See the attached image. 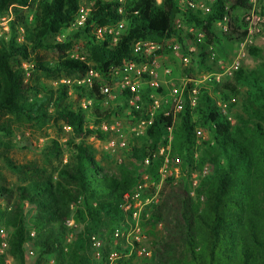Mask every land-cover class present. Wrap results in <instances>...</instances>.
Instances as JSON below:
<instances>
[{"label": "trees", "instance_id": "16d2710c", "mask_svg": "<svg viewBox=\"0 0 264 264\" xmlns=\"http://www.w3.org/2000/svg\"><path fill=\"white\" fill-rule=\"evenodd\" d=\"M188 1L89 0L84 5L82 0H0V14L9 17L8 31L0 36V225L7 230L12 264H108L113 232L126 225L119 206L140 174L131 162L112 172L86 142L94 135L103 139L91 124L99 126L116 114L101 109L108 98L102 89L111 90L116 70L146 61L134 52V43L175 38L189 57L186 76L193 79L196 71H213L209 47L244 40L245 12L254 8L264 17V0H208L205 10L189 5L196 0ZM81 8L87 15L78 25ZM224 16L227 29L216 31ZM176 19L211 33L197 44L200 51H187L193 37L176 28ZM97 28L106 30L97 34ZM71 39L84 44L82 60L67 55ZM247 48L257 67H239L223 81L187 83L179 112L173 105L150 115L149 95L162 88L145 89L140 97L145 104L129 109L132 125L151 124L143 136H130L123 154L135 163L147 159L153 180H159L157 168L163 162L158 150L167 146L171 157L180 160L186 180L204 165L211 169L198 182L195 197L183 181L163 179L157 193L162 200L147 205L139 219L144 228L161 223L166 237L151 260L135 264H264V50ZM89 70L100 78L78 82ZM131 96L128 88L120 92L123 101ZM82 98L93 105L82 107ZM233 110L234 124L229 119ZM63 125L72 134L65 148L55 139L34 146L14 137L27 129L42 132L45 126L62 133ZM197 130L206 137L198 139ZM18 147L36 151L40 162H16L11 153ZM149 191L155 192L153 187ZM70 218L74 224L68 227ZM93 236L103 242L99 259L91 247Z\"/></svg>", "mask_w": 264, "mask_h": 264}, {"label": "rangeland", "instance_id": "374dc122", "mask_svg": "<svg viewBox=\"0 0 264 264\" xmlns=\"http://www.w3.org/2000/svg\"><path fill=\"white\" fill-rule=\"evenodd\" d=\"M207 1L208 0H196L195 5L197 7H204ZM178 2L180 5L189 3L188 0H178ZM81 3L87 5L90 2L89 0H82ZM8 21L9 17L0 14V36L3 32L8 31ZM175 26L176 28H182L184 32L192 35L193 38L191 40H187L186 42L188 52L200 51V47H198L197 44L201 43L203 45L206 39L211 38V33L209 31L205 29H189L186 26H183L179 19L175 20ZM215 28L216 31H219L220 27L216 25ZM94 32H96V29H94ZM65 34L67 33L65 32ZM61 38L62 37L60 36L57 37V39ZM71 42L72 47H70V49L66 51L67 55L82 60L84 44L77 39H71ZM241 43L242 41L233 44L224 42L220 47H209L208 50L210 54V61L216 62L213 71H196L193 79L186 76L185 69H187L190 64L189 57H187V55L182 51V47L175 38L166 40L161 44L153 43L156 47L154 58L156 59L157 63V75L153 80L149 78V75L148 78L138 77L134 71L125 70V67L122 70H116L112 74V88L107 100L100 103V106L101 109H111L112 111H115L116 114L112 115L108 120L101 122L99 126H94L93 124H91L89 126L90 128L95 127L96 129L101 131L103 139H100L99 137H96V135H94L88 137L86 139V142L92 145L97 150L96 158L98 160H103L104 164L107 165L112 172L117 173L119 164L122 165L125 163L128 167H130V162L135 164V166L138 168L137 171L140 174V179L132 190H134L138 185H142L143 190L140 192V198L142 200L145 198H149L151 199L149 204L160 203L159 201L160 199L162 200V197H158V195H156L155 199L152 200V197L154 195L150 193L149 187L158 185L160 188V185L165 177H172L177 182L183 181V186H185L189 190V193L192 197H195L194 190L197 186L192 185L193 176H195L199 182L210 173L211 169L208 165H204L199 171L191 174L190 181L186 180L184 173L182 172L180 167V160L178 163L175 162L176 157H171V149L169 146H167L166 148H160L158 150V155L163 157V162L160 163L159 167L157 168L159 180H153L148 172L147 165L135 163L132 160H128L123 154L124 147L128 143L131 135L143 136L145 133L144 131L141 135L135 134L134 129L138 126L139 122L133 125L130 123L129 109L134 107V102L135 104L140 103V105L145 104L141 101L140 97L147 88H153L157 91L160 88L163 89L162 93H156L155 91L151 93V95H149V98L153 101V103L148 104V108L151 113L150 115H154L164 108H173V99L180 95L182 97V92L185 89L187 83H193L195 86H197L202 82L209 81V79L211 78H215L217 81H223L230 76L232 71L238 69L239 67H243L247 70L254 69L255 67H257L259 62L257 60H254L248 54L247 47L253 45L264 50V22L260 27L259 33L252 38V44L244 45ZM141 64L142 63H138L137 67H139ZM236 65L237 68H235ZM165 71H168V73L166 74ZM97 78H100L99 74H97L96 79ZM43 81L48 84H56L55 81H52L50 79H43ZM126 81H128L130 84H134L137 90L136 94L138 100L134 101L133 104L130 103L129 100L123 101L120 98L121 90L126 88ZM59 82H66L69 85L71 84V82L63 79ZM174 89L176 90V93H173ZM154 101H156L157 103H154ZM93 103V100H86L83 98L80 99V104L82 105V107L83 105H85L86 107H91ZM117 107H121L120 110H118ZM223 109L225 110V108ZM224 112H226V110ZM234 113L235 110L231 111V114H229V119L233 124L235 122V116L233 115ZM60 127L62 129V133H58V130L53 129L52 126H45L42 129V132H32L27 129L23 132L24 134L17 133L14 137L16 140L28 139L29 143H32L34 146H39L48 139H55L62 147L65 148L66 144L69 142L72 136L71 129L68 126L64 125ZM197 131L200 132L199 135L196 134L198 139L206 137L204 131ZM170 140L171 138H169V141ZM198 142L200 141L198 140ZM11 157L18 163H31L33 161L40 162V158L36 151H26L21 149L20 147L12 151ZM165 157H168V162L164 161ZM206 166L209 167V171L205 176L202 177L201 170ZM203 201L204 198L201 197L199 199V202L202 203ZM146 206L142 208V211H144ZM168 217L171 220L172 214H168ZM138 235L141 241L138 244H134V246L135 248L137 247L136 245L144 247L146 249L145 253L142 256L137 255L134 251L130 253V247L132 245L134 234H130L128 238L129 242L126 241L125 236L117 240L113 239L111 252H115L117 254V258L114 262H112V264H126V262L135 264L141 260L149 261L152 259L154 248L156 247V245L160 241H163L166 237L165 230L161 223L158 224L154 229L144 228L140 223ZM115 247H120L122 251H117ZM123 250H128V252L126 253Z\"/></svg>", "mask_w": 264, "mask_h": 264}, {"label": "built area", "instance_id": "2783aa9c", "mask_svg": "<svg viewBox=\"0 0 264 264\" xmlns=\"http://www.w3.org/2000/svg\"><path fill=\"white\" fill-rule=\"evenodd\" d=\"M156 1L157 3L160 2V0H156ZM251 1L254 2L255 0H251ZM189 5H191L192 7H197L195 4H189ZM197 8L205 10L206 7L202 6V7H197ZM86 15H87V11L81 8L76 18V23L78 25H82L83 21L86 18ZM242 20H243V25H244L243 30L245 31L246 34L241 44L250 45L252 44V38L259 33L260 27L264 22V17L256 9L253 8L252 10L247 11L243 14ZM217 25L225 31L228 26V18L224 16L222 21L219 22ZM121 27L122 25H119V28ZM105 30L106 28L104 29L97 28L96 33L100 34L101 32H104ZM133 50L135 53H141L142 55H144L146 57V61L142 63L139 67H137L136 63L130 62L125 66V70L134 71L138 77H144L146 75L147 76L149 75V78L153 80L157 75L156 74L157 63H156V59L154 58L155 50H156L155 44L150 43V42H137L133 44ZM235 68H237V65L235 66ZM165 73L167 74L168 71H165ZM96 77H97V74L94 73L92 70H89L86 76L78 82L90 84L92 79ZM125 84H126L125 85L126 88H128L130 92L132 93V96L129 99V101L130 103L133 104L134 101L138 100V97L136 94L137 93L136 87L134 84H130L128 81H126ZM102 93L107 94V97H108L110 93V89L108 87H104L102 89ZM173 93H176L175 89L173 90ZM192 102H194V100ZM154 103H157V102L154 101ZM173 103H174V111L179 112L183 107V99L181 95L178 97H175L173 99ZM133 105L135 108H138L135 102ZM83 107H85V105H83ZM150 124H151V120L140 121L138 123V126L134 129L135 134L136 135L143 134L147 126H149ZM199 133H200L199 131H196L197 135H199ZM164 161L168 162V157H165ZM175 162L178 163L179 159L176 158ZM143 164L148 165V160L145 159L143 161ZM208 171H209V167L207 166L204 167L201 170L202 177L205 176ZM197 184H198V180L196 179L195 176H193L192 185L197 186ZM153 188L155 192L153 194L154 196L152 197L153 198L152 200L155 199V196L157 195L159 191V186L154 185ZM142 190H143L142 185H138L134 190H131L127 195L124 196L119 207L126 214L125 215L126 225L123 228H117L114 230L113 232L114 240H117L125 236L126 241L129 242L128 238L130 234H134L133 241L137 244L140 243L141 239L138 235L139 225H140L139 215L142 211V208L146 206L147 204H149L151 200L149 198H145L143 200L140 198V192ZM73 224L74 222L72 219L66 220V225L68 227H71ZM133 241L130 247V253L134 251L137 255L142 256L145 253L146 249L144 247H140V245H137V247L135 248ZM102 246H103L102 240L98 239L95 236L91 237V247L95 252L96 259L100 258L99 249ZM7 248H8L7 231L4 227L0 225V256H2L1 264H12V258L10 257V255L7 254ZM29 254H32V252H30ZM116 258H117V254L115 252H110L109 253V264H112V262H114ZM49 264H54V261L50 260Z\"/></svg>", "mask_w": 264, "mask_h": 264}]
</instances>
